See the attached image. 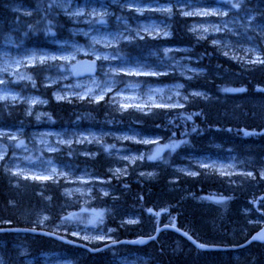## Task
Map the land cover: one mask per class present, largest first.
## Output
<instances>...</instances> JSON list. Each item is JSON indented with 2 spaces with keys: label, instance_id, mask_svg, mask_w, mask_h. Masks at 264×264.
<instances>
[{
  "label": "trees",
  "instance_id": "trees-1",
  "mask_svg": "<svg viewBox=\"0 0 264 264\" xmlns=\"http://www.w3.org/2000/svg\"><path fill=\"white\" fill-rule=\"evenodd\" d=\"M255 1L260 8L255 18L256 25L264 30V0ZM13 3L31 11L32 40L26 42L27 47L55 50L56 42L82 40L67 32L72 25L58 11L54 0H0L1 39L21 23V17L11 10ZM243 3L252 6L250 1L244 0ZM171 21L173 37L169 43L191 46L190 54L201 74L192 79L167 75L137 80L148 85L180 82L181 89L194 90L201 95L188 96L177 108L152 109L148 114L121 111L110 106L106 98L97 102L49 100L41 119H34L32 114L26 115L22 104L11 106L0 103V129L23 128L29 132L70 129L73 126L85 130L104 126L112 130L136 123L142 134L156 136L162 145L154 152V176L149 175L150 167L146 163L134 162L127 167L123 178L112 180L109 174L112 160L99 148L93 149V159L79 155V151L72 148L68 152L51 155L55 160L67 161L76 168H90L95 176L110 180L106 186L113 194L100 199L99 207L105 209V226L114 229L115 240L146 236L156 225L170 224L199 243L240 245L259 229L254 221L264 224V177L259 173L264 172V47L259 48L258 61L246 63L226 55L224 49L215 47L209 40L194 44L186 41L181 33L183 26L190 23L187 18L175 16ZM149 47L153 45L129 41L119 43L113 51L131 60L140 57ZM36 68L32 69L33 73ZM49 73L52 74V71ZM35 80L40 84L39 78L35 77ZM131 147L137 151L144 149L146 153L149 150L147 146ZM225 153L243 159V168L251 170L253 176L224 177L201 168H194V176L174 171L175 166L185 162L181 159L184 155L222 157ZM57 181L21 179L11 175V171L0 163V228L6 225L9 228L34 227L50 231L65 214L76 213V205L64 194L66 184ZM126 215L137 216L138 224H123L121 217ZM41 216L48 217L43 224L39 223ZM14 235L0 233V243H4L0 247L2 256H5L4 247L12 251L10 247L14 243ZM23 236L28 238V235ZM176 236L162 232L154 242L142 248L121 245L94 255L47 238L35 237L36 246L41 242L45 245L33 246L30 252L62 249L75 259L84 255L78 259V264H113L116 258L131 256L147 257L148 264H264V245L251 244L238 251L207 253L192 248Z\"/></svg>",
  "mask_w": 264,
  "mask_h": 264
},
{
  "label": "rangeland",
  "instance_id": "rangeland-1",
  "mask_svg": "<svg viewBox=\"0 0 264 264\" xmlns=\"http://www.w3.org/2000/svg\"><path fill=\"white\" fill-rule=\"evenodd\" d=\"M243 1L54 0L58 11L72 25L67 32L82 39L56 42L55 50L26 46V42L32 40L31 11L20 4H13L11 10L21 17V23L10 29V34L0 38V103L11 106L22 104L26 108L25 114H32L34 119L45 115L43 110L49 100L97 102L106 98L110 106L121 111L147 114L152 109L177 108L188 96L202 93L183 90L180 82L148 85L137 80L167 75L192 79L201 74L190 54L191 46L169 43L173 37L172 17H184L190 21L183 26L181 33L189 43L209 40L233 59L254 63L260 58L259 48L264 47V30L256 25L255 18L260 9L256 1L245 0L250 1L252 6ZM49 40L53 44L51 38ZM129 41H143L153 47L131 60L113 51L119 43ZM81 58L99 63L94 77L81 80L71 77L73 64ZM35 66L37 68L33 73ZM35 77L40 79V84ZM135 125L112 130L104 126L85 130L73 126L70 129L29 132L23 128L0 129V163L11 171V175L21 179L61 180L66 184L64 194L76 205L77 211L65 214L62 221L56 222L54 232L62 231L71 239L87 245H101L115 239L114 229L105 226V209L99 207L101 198L113 194L106 186L110 180L95 176L90 168H76L67 161L55 160L51 155L68 152L72 148L80 151L79 155L93 159V149L99 148L112 160L109 169L112 180L123 178L127 167L134 162L146 163L150 167L149 175L154 176V152L162 145L156 136L142 134ZM132 145L147 146L149 150L147 153L141 148L137 151ZM88 146L91 149L88 150ZM181 159L185 162L175 166L174 171L183 175L194 176V168H201L224 177L253 176L251 170L243 168L245 161L231 153L222 157L189 154ZM259 173L264 177L263 171ZM47 219V216H41L39 223L43 224ZM138 221L135 215L121 217V222L127 225H136ZM254 223L259 228L264 226L258 220ZM13 241L12 251L5 249V258L3 260L0 256V264L3 261L7 264H78V259L84 257L76 256L75 259L61 250L33 255L29 251L36 246V239L14 235ZM112 262L148 264V258L131 256L116 258Z\"/></svg>",
  "mask_w": 264,
  "mask_h": 264
},
{
  "label": "water",
  "instance_id": "water-1",
  "mask_svg": "<svg viewBox=\"0 0 264 264\" xmlns=\"http://www.w3.org/2000/svg\"><path fill=\"white\" fill-rule=\"evenodd\" d=\"M97 71V63L94 60H89V59H80L77 62L74 63L73 65V71H72V77L75 79H82L84 77H91L96 74ZM0 231H12V232H26L29 234H35V235H41L45 237H49L51 239H54L58 242L67 244V245H72L76 247H80L82 249H85L86 251L90 253H94L100 250H103L105 248L113 247L116 245L124 244V245H130V246H137V247H142L145 246L152 241H154L159 233L163 231H169L176 233L180 237H182L184 240H186L189 244H191L194 248L200 250V251H205V252H212V251H226V250H237L241 248H245L248 245L252 243H258V244H264V239H254V237H258L261 234H264V227L261 228L259 231L255 232L252 234L242 245L236 246V247H221V246H213V245H203V244H198L195 242L192 238L181 232L179 229L171 226H161L155 229L154 233L152 236L148 237H139L134 240H123L119 242H113L109 243L99 249L96 250H91L85 245L78 244L75 242H72L70 240L64 239L62 237H59L57 235L47 233V232H42V231H36V230H23V229H8V230H0Z\"/></svg>",
  "mask_w": 264,
  "mask_h": 264
},
{
  "label": "bare ground",
  "instance_id": "bare-ground-1",
  "mask_svg": "<svg viewBox=\"0 0 264 264\" xmlns=\"http://www.w3.org/2000/svg\"><path fill=\"white\" fill-rule=\"evenodd\" d=\"M8 1V0H7ZM10 3H11V1H10ZM9 4V3H8ZM14 4V3H13ZM31 119V118H30ZM29 129V128H28ZM99 157V156H98ZM91 163V162H90ZM102 164V163H101ZM106 166V165H105ZM92 173V172H91ZM156 173V172H155ZM168 176V175H167ZM9 180V179H8ZM11 182V181H10ZM58 182V181H57ZM49 183V182H48ZM47 183V184H48ZM10 184V183H9ZM12 184V183H11ZM11 186V185H10ZM35 186V185H34ZM47 186V185H46ZM8 187V186H7ZM114 187V186H113ZM24 188V187H23ZM61 188V187H60ZM27 191V190H26ZM39 191V190H38ZM112 191V190H111ZM33 196V195H32ZM41 197V196H40ZM102 199V198H101ZM115 205V204H114ZM122 206V205H121ZM124 206V205H123ZM122 206V207H123ZM118 207V206H117ZM130 211H131V209H130ZM40 212V211H39ZM109 212V211H108ZM127 212V211H126ZM134 212V211H133ZM136 212V211H135ZM241 212V211H240ZM240 212H239V215H240ZM36 213V212H35ZM243 213V212H242ZM236 214V213H235ZM247 214V213H246ZM148 216V215H147ZM244 216V215H243ZM237 217V216H236ZM1 220V219H0ZM116 220V219H115ZM239 220V219H238ZM3 221V220H2ZM145 221V220H144ZM4 222V221H3ZM246 222V221H245ZM7 224H8V222H7ZM111 224V223H110ZM247 225V224H246ZM6 226V225H5ZM112 226V225H111ZM117 228V227H116ZM242 228V227H241ZM122 230V229H121ZM240 230V229H239ZM151 232V231H150ZM12 234V233H11ZM242 234V233H241ZM245 234V233H244ZM142 235V234H141ZM163 235V234H162ZM2 236V235H1ZM4 236V235H3ZM9 236V235H8ZM243 236V235H242ZM173 237V236H172ZM177 237V236H176ZM10 238V237H9ZM160 238V237H159ZM3 239H5V238H3ZM38 239V238H37ZM176 239V238H175ZM231 239V238H230ZM235 239V238H234ZM8 241V240H7ZM163 241V240H162ZM198 241V240H197ZM218 241V240H217ZM165 242V241H164ZM163 242V243H164ZM169 242V241H168ZM199 242V241H198ZM204 243V242H203ZM16 244V243H15ZM42 244V243H41ZM172 244V243H171ZM205 244V243H204ZM89 245V244H88ZM155 245V244H154ZM220 245V244H219ZM234 246V245H233ZM128 247V246H127ZM172 247V246H171ZM182 247V246H181ZM15 248V247H14ZM167 248V247H166ZM7 250V249H6ZM181 250V249H180ZM246 250V249H245ZM31 251V250H30ZM29 251V252H30ZM43 251V250H42ZM143 251V250H142ZM165 251V250H164ZM172 251V250H171ZM249 251V250H248ZM46 252V251H45ZM183 252H185V251H183ZM246 252V251H245ZM160 253V252H159ZM176 253V252H175ZM180 253H181V251H180ZM248 254V253H247ZM29 256V255H28ZM152 257V256H151ZM137 259V258H136ZM155 260V259H154ZM14 261V260H13ZM40 261V260H39ZM19 263V262H18Z\"/></svg>",
  "mask_w": 264,
  "mask_h": 264
},
{
  "label": "snow or ice",
  "instance_id": "snow-or-ice-1",
  "mask_svg": "<svg viewBox=\"0 0 264 264\" xmlns=\"http://www.w3.org/2000/svg\"><path fill=\"white\" fill-rule=\"evenodd\" d=\"M241 91H242V89H241ZM153 158H155V157H153ZM254 239H264V234H261V235L258 236V237H254Z\"/></svg>",
  "mask_w": 264,
  "mask_h": 264
}]
</instances>
